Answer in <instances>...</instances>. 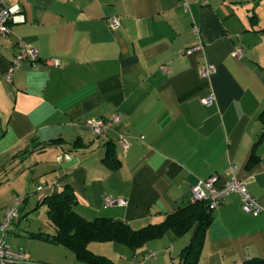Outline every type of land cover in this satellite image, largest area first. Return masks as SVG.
<instances>
[{"label":"crops","instance_id":"1","mask_svg":"<svg viewBox=\"0 0 264 264\" xmlns=\"http://www.w3.org/2000/svg\"><path fill=\"white\" fill-rule=\"evenodd\" d=\"M6 4L9 29L0 35V183L12 182L16 194L14 180L26 166L35 191L43 184L41 195L69 187L80 217H108L138 229L187 203L198 181L235 166L234 176L246 182L260 211L244 212L240 196L228 194L212 211L197 264L264 257V138L259 140L264 125L258 119L264 109V0ZM111 17L118 21L115 30ZM17 42L33 48L36 59H23L7 82ZM236 48L239 57L232 55ZM209 64L214 69L203 78L201 69ZM207 96L213 97L210 105L201 101ZM114 113L120 121L103 134L94 135L85 125L89 118ZM119 134L125 137L124 151ZM108 145L120 164L115 170L102 162ZM104 196L123 203L104 206ZM10 206L13 198L2 207ZM40 231L13 232L10 226L3 242L33 264H179L182 248L166 233L136 252L114 242H90L93 258L80 260L30 237ZM9 233L16 238L7 239Z\"/></svg>","mask_w":264,"mask_h":264},{"label":"trees","instance_id":"2","mask_svg":"<svg viewBox=\"0 0 264 264\" xmlns=\"http://www.w3.org/2000/svg\"><path fill=\"white\" fill-rule=\"evenodd\" d=\"M258 119L264 125V109ZM262 138L264 127L259 140ZM252 160L254 158L251 155L249 164ZM102 162L109 170L119 167L112 146L106 147ZM36 191L41 190L36 188ZM21 199L22 202L25 197ZM75 201L74 193L66 186L59 192L41 195L36 205L45 206L46 221L50 230L36 232L30 237L59 246L80 260L93 258L87 248L90 242H114L136 252L146 242L159 239L166 233L180 237L189 232L190 239L178 254L179 264H197L213 211L209 208L207 200L188 201L173 212L167 213L161 221L132 229L127 223L108 217L86 220L73 211L72 205ZM241 264H264V257L250 258Z\"/></svg>","mask_w":264,"mask_h":264},{"label":"built area","instance_id":"3","mask_svg":"<svg viewBox=\"0 0 264 264\" xmlns=\"http://www.w3.org/2000/svg\"><path fill=\"white\" fill-rule=\"evenodd\" d=\"M10 19V11L6 4V0H0V35L8 33V22ZM110 28L115 30L118 27V21L116 18L111 17L109 19ZM194 31L197 32V28L194 26ZM18 53L11 60L9 67L7 68L4 79L9 82L11 74L17 69L20 62L23 59H28L33 62L36 59V51L33 48L26 47L23 43L17 42ZM241 49L236 48L233 50L232 55L239 57ZM47 64H56L55 60H45ZM166 66H162L161 70L166 72ZM213 65L209 64L201 69V76L208 77L209 73L213 71ZM203 104L210 105L213 103V97L207 96L201 100ZM120 114L114 113L107 118H89L85 121L87 128L94 134L100 135L109 130L113 125L120 121ZM118 144L124 151L126 148V141L124 134L118 135ZM235 166L231 167L230 173L225 175L213 174L205 180H200L190 188L189 202L207 200L210 209L217 208L224 198L230 193H236L240 196L241 207L244 212L256 214L260 211V206L257 199L252 196L245 181H242L234 176ZM42 186H38L37 190H41ZM21 198L15 201L13 206L7 207L0 212V264H33L31 260L24 255L20 250H13L3 242V237L9 230L10 223L18 214V206L21 203ZM123 200L117 198L112 200L108 197H102V204L108 205H121ZM153 254H147L144 256L150 257Z\"/></svg>","mask_w":264,"mask_h":264},{"label":"rangeland","instance_id":"4","mask_svg":"<svg viewBox=\"0 0 264 264\" xmlns=\"http://www.w3.org/2000/svg\"><path fill=\"white\" fill-rule=\"evenodd\" d=\"M24 166L23 172H19L16 176L17 178L14 180V189L15 193L12 191V182L6 183L7 180H1L3 182L0 183V210L4 209L2 206L6 204L8 201L12 200L13 198V205L18 198H24L25 202H21L20 206L18 207V214L10 223L11 230L13 232H19L21 229L25 230H42V231H49V227L46 221L45 215V206L38 205L36 208L32 209L35 206V201L40 195L43 193L35 191V184H34V174L25 168ZM13 173H17L13 171ZM31 179H28V178ZM43 186V184H40ZM2 205V206H1ZM2 207V208H1ZM9 226V228H10ZM16 238L14 233H9L7 239ZM190 239V233H186L180 237H177V245L179 244L180 247H183L188 243Z\"/></svg>","mask_w":264,"mask_h":264}]
</instances>
